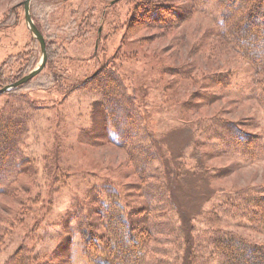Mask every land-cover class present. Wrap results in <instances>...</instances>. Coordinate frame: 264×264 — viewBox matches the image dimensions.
Masks as SVG:
<instances>
[{
  "label": "rangeland",
  "instance_id": "obj_1",
  "mask_svg": "<svg viewBox=\"0 0 264 264\" xmlns=\"http://www.w3.org/2000/svg\"><path fill=\"white\" fill-rule=\"evenodd\" d=\"M24 1L0 0V75L5 78L0 88L42 60ZM155 6L172 13L165 22L143 18V9ZM211 8L193 0L32 2L33 21L47 43V64L27 85L0 95V114L17 102L15 97L34 105L20 144L24 162L7 179L0 175V264L23 247L43 264H64L67 257L56 249L66 236L72 237L70 264H93L84 254L77 220L69 223L73 236L66 232L68 213L78 212L92 189L101 196L104 184L118 191L124 205L126 195L134 199L138 193L143 180L134 158L93 126L94 105L104 91L90 79L106 66L134 99L162 154V162L154 165L167 172L173 222L182 235L194 240L204 233H231L264 244V230L225 212L243 191L264 195V66L253 67L221 35L222 16ZM135 18L140 24L130 28ZM218 120L236 123L255 140L239 149L214 123ZM137 137L133 133L130 141ZM80 209L87 214L88 205ZM89 215L94 225L98 216L92 210ZM161 242L154 238L151 245ZM174 242L165 248L172 250ZM185 249L183 244L181 257ZM198 250L204 258L211 256L207 245L193 248L194 256Z\"/></svg>",
  "mask_w": 264,
  "mask_h": 264
},
{
  "label": "trees",
  "instance_id": "obj_2",
  "mask_svg": "<svg viewBox=\"0 0 264 264\" xmlns=\"http://www.w3.org/2000/svg\"><path fill=\"white\" fill-rule=\"evenodd\" d=\"M193 3L200 7H213L211 9L215 12H220L221 35L228 37L253 67L258 69L264 66V50L259 51L255 44L259 41L264 49V0H252L250 3L247 0H219L216 3L212 0H193ZM167 13L172 14L167 8L155 6L149 10L144 8L142 16L165 22ZM136 22L140 24L135 18L129 27ZM244 34L250 40L242 36ZM106 67L107 69L102 70V75L98 73L90 79L97 80L96 83L104 91L103 99L94 105L93 126L107 142L129 151L131 160H135V170L143 182L136 187L138 193L134 194V199H131L132 194L126 195L129 201L125 205L118 191L111 185L104 184L101 196L96 193V189H92L88 194V202L79 205L78 212L68 213L70 219L66 232L73 236L69 223L70 220H77L76 228L85 256L93 260V264H264V244L259 245L242 236L230 233L210 234L212 236L209 237L204 233L193 240L182 235V230L173 222L174 203L172 204L165 183L167 172L154 165L162 162V154L154 148L151 135L143 127L134 99L125 93L122 81L114 70ZM3 81L5 78L0 75V85ZM15 99L17 102L11 103L0 114V175L5 174L6 179L17 171L18 164L24 162L20 144L27 136L28 121L32 116L30 110L34 108L26 97ZM214 123L220 129H226L230 134L228 137L239 149L248 148L255 140L234 122L218 120ZM133 133H138V137L132 142L130 140ZM152 176L155 180L149 179ZM234 199L233 205L225 212L264 230V195L247 190ZM86 205L87 214L80 209ZM91 210L98 216L94 225V220L89 215ZM162 234L166 237L163 238ZM154 238H158L160 242L163 238L159 246L151 245ZM173 239L175 248L168 250L165 248L166 242L172 244ZM176 240L181 242L178 247ZM183 244L187 245V249L181 257L179 250L183 248ZM205 245L210 248V257L204 258L202 250H198L199 255L196 252L193 255V248ZM31 253L27 247H23L6 264H43L38 260L39 257L35 259ZM56 254L67 257L63 260L64 264L73 262L71 236L62 239ZM151 254L156 257H151Z\"/></svg>",
  "mask_w": 264,
  "mask_h": 264
},
{
  "label": "water",
  "instance_id": "obj_3",
  "mask_svg": "<svg viewBox=\"0 0 264 264\" xmlns=\"http://www.w3.org/2000/svg\"><path fill=\"white\" fill-rule=\"evenodd\" d=\"M34 0H25L22 5L25 11V19L29 27L30 33L33 35L34 39H36L41 47L42 51V60L39 65L30 71L27 75L23 76L19 80L15 81L14 83L2 86L0 88V95L9 93L11 91L17 90L25 85H27L31 80L37 77L45 68L47 64V43L44 35L42 32L37 28L36 24L33 21L32 14H31V5Z\"/></svg>",
  "mask_w": 264,
  "mask_h": 264
}]
</instances>
